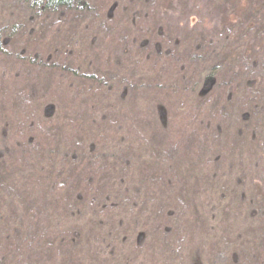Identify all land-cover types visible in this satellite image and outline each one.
<instances>
[{
	"label": "trees",
	"instance_id": "1",
	"mask_svg": "<svg viewBox=\"0 0 264 264\" xmlns=\"http://www.w3.org/2000/svg\"><path fill=\"white\" fill-rule=\"evenodd\" d=\"M174 1L0 0V106L13 113L0 138V264H185L195 181L203 215L234 204L244 217L209 264H264V0H234L241 15L197 18L171 38L162 14ZM154 76L176 80L185 108L200 97L216 109L197 171L175 168L184 153L145 129L138 82ZM222 193L213 210L208 196ZM239 242L254 256L230 250Z\"/></svg>",
	"mask_w": 264,
	"mask_h": 264
},
{
	"label": "rangeland",
	"instance_id": "2",
	"mask_svg": "<svg viewBox=\"0 0 264 264\" xmlns=\"http://www.w3.org/2000/svg\"><path fill=\"white\" fill-rule=\"evenodd\" d=\"M213 2L214 0H175L173 3L167 2L163 9L164 14L161 13L167 18V24L165 26V28L167 29L166 35L168 34V36H170L171 38L182 37L185 33L184 29H186L187 26L191 27L197 21V18H204L205 22L212 23L213 27H215L217 25L219 26L225 23L224 21L226 20V16L229 15V13L232 12L233 9L235 11H238V15H241L239 12L240 5H237L236 1L234 0H228L227 3L218 5L213 4ZM211 5L215 9L211 8ZM245 15L246 14L242 15V17H245ZM149 16L151 17V13L149 14ZM246 17L245 21L249 18V16L247 15ZM156 20H158V17L155 14V17L151 18L149 22H152V24L154 25V21ZM114 46H119V44H114ZM114 50L117 51L116 49L111 48L103 49V52L105 51L104 54H99V56L103 57L104 60H111V58L115 54L111 55L110 53L111 51L114 52ZM156 69L157 68L149 67L148 70L155 71ZM143 79H139L138 83L142 82L144 84V86L142 87V92L139 93V97H141L142 99L140 106L146 112V114L144 115L145 117H147L148 124L145 126L146 131L149 133L150 137H156L158 139V143H161L163 141L165 143L164 145L177 146L176 152L178 153V158L181 154L184 153L183 156L179 158V165H175V168L186 167L185 169L188 168L191 171L199 170V164L198 162L193 160L192 152L195 146L198 144L199 137L200 139L204 138V134L206 132H209L211 135L213 134V129L209 131L207 128L211 126L209 122L213 121L212 117L214 116L216 112L214 110L216 109L214 107H211L212 104L207 103V107L205 106V104L202 105L203 103H206V101L200 97H194L192 99L190 98V102H185L186 106H188V108H185V105L181 104L183 102L182 100H180L179 96L183 99V101H186L187 99L184 96L186 92L177 90L178 88H176V80L174 78H167L164 84H160L158 82L160 79H158L156 82L155 76L154 78H148V80ZM43 84L44 83H42L41 85ZM159 84L161 86H159ZM148 88L150 89V91L147 92ZM155 91L157 93H154ZM7 105L8 103L5 104V107ZM1 107L2 106H0V118H2L3 124H1L0 127V138H2L4 134L7 136L11 135L10 121L13 115V113L10 112L9 107L5 109ZM161 110L165 111L167 114V120L162 124L159 121V112ZM164 125H166V128H164ZM164 131H168V137H164ZM150 137H148V139ZM189 144L190 146H188ZM187 147L189 148L187 149ZM202 166L203 165H201L200 167ZM212 169L213 173L217 170L222 171L221 167H216V165L213 166ZM223 171L230 172V169L225 168ZM195 183L196 184H194L192 190H190L189 185V191L192 194L194 192L196 193L197 190V195L198 190L201 188L196 181ZM16 191L18 193L20 192L26 194L23 192V189H19V187L17 186ZM202 192H205V190L202 189ZM191 194L187 202L190 201L189 204L191 203V205L193 206V211H195L196 213L198 212L199 214L193 212L194 214L189 217V251L187 253V262L185 264H209L208 257L213 253L214 246H222L226 243L233 244L231 239L235 238L234 235L239 230L241 225H243L244 217L239 218L236 214L229 213V210H234V204L230 206L228 205L230 208H227L226 214L221 213V211L224 209V207L221 206L220 208L218 207V213H216L214 216H208V214L207 216L203 215L200 212L201 207H198V200L195 199L197 198V196ZM221 196L219 199L212 196H208L209 198L206 197L207 200H209L211 208H213V210L217 205L221 203V199L227 195L225 193H222ZM214 202H216L217 205L214 204ZM211 220L213 221V223ZM207 222L209 224H214L217 229H214L210 233L204 231L203 227H205V225H208ZM241 244L242 243L239 242L237 246L234 245V247H231L230 250H247V248H242ZM145 250L146 248L144 249V251ZM247 251L251 254V256H254L253 249H248ZM258 251L260 253L257 255V257L264 261V259H262V257L264 258V255H262V252H264V242H260ZM236 255L238 256L239 253H237Z\"/></svg>",
	"mask_w": 264,
	"mask_h": 264
}]
</instances>
